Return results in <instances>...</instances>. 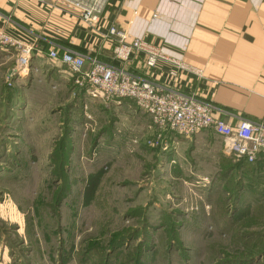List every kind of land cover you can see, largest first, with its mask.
<instances>
[{
  "label": "rangeland",
  "instance_id": "374dc122",
  "mask_svg": "<svg viewBox=\"0 0 264 264\" xmlns=\"http://www.w3.org/2000/svg\"><path fill=\"white\" fill-rule=\"evenodd\" d=\"M16 80L0 92V264H264V160L213 131L165 147L122 105Z\"/></svg>",
  "mask_w": 264,
  "mask_h": 264
},
{
  "label": "crops",
  "instance_id": "0c3cea01",
  "mask_svg": "<svg viewBox=\"0 0 264 264\" xmlns=\"http://www.w3.org/2000/svg\"><path fill=\"white\" fill-rule=\"evenodd\" d=\"M0 26L40 49L32 59L29 76L17 78L19 83L27 79L42 83L49 76L66 88L77 89L68 67L49 58L51 50H73L122 66L113 58L117 37L108 30L116 26L128 40L146 38L162 46L167 54L203 68V78L183 73L175 82L216 105L220 109L217 117L230 123L240 118L264 120V0H110L97 25L82 21L77 12L65 8L62 0H0ZM144 61L138 54L126 67L140 76L171 82L168 64L160 61L149 69ZM15 64V52L0 47L3 95L6 78ZM101 103L122 105L133 113L135 133L141 130L153 135L149 115L134 101ZM163 138L176 145L191 142L192 136L167 131ZM193 139L199 141L201 136L193 135Z\"/></svg>",
  "mask_w": 264,
  "mask_h": 264
},
{
  "label": "built area",
  "instance_id": "2783aa9c",
  "mask_svg": "<svg viewBox=\"0 0 264 264\" xmlns=\"http://www.w3.org/2000/svg\"><path fill=\"white\" fill-rule=\"evenodd\" d=\"M109 1L62 0L66 9L77 12L82 21L91 25L100 22ZM108 30L110 35L117 37L113 58L121 62L122 66L73 50L62 53L51 50L48 53L49 58L60 60L68 67L78 91L103 103L123 99L134 101L140 110L149 115V127L156 138L165 143V147L168 143L163 136L167 131L187 138L210 130L223 139L225 152L233 153L251 164L264 160V120L240 118L236 123L225 121L216 116L220 110L216 105L175 82L183 73L203 78V68L167 54L162 46L146 38L128 40L125 32L116 26H109ZM0 47L13 50L16 54V64L10 76H29L32 59L40 53V49L34 43L12 36L2 26ZM138 54L143 55L149 69H154L160 61L168 64L167 75L171 82L140 76L126 67Z\"/></svg>",
  "mask_w": 264,
  "mask_h": 264
},
{
  "label": "trees",
  "instance_id": "16d2710c",
  "mask_svg": "<svg viewBox=\"0 0 264 264\" xmlns=\"http://www.w3.org/2000/svg\"><path fill=\"white\" fill-rule=\"evenodd\" d=\"M247 162V161H246ZM248 163V162H247ZM248 164H251V163H248ZM253 165V164H252Z\"/></svg>",
  "mask_w": 264,
  "mask_h": 264
}]
</instances>
